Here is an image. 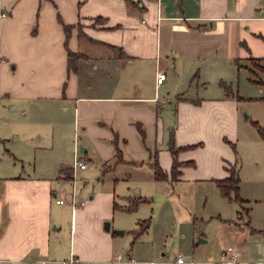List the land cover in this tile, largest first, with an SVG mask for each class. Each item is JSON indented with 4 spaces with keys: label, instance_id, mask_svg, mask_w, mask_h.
Returning a JSON list of instances; mask_svg holds the SVG:
<instances>
[{
    "label": "crops",
    "instance_id": "obj_1",
    "mask_svg": "<svg viewBox=\"0 0 264 264\" xmlns=\"http://www.w3.org/2000/svg\"><path fill=\"white\" fill-rule=\"evenodd\" d=\"M130 1L0 0V115L19 113L25 119L20 124L26 129L23 138L35 152L57 148L53 160L33 163L30 171L16 165L25 160L18 147L14 153L1 152L2 264H131L129 258L167 264L152 244L144 254L136 250L134 242L150 226L138 235V227L129 231L131 246L123 238L125 230L117 234L119 229H113L122 228L116 213H130L122 207L141 196L119 204L109 192L103 204L79 199L80 204L75 194L71 204L72 191L66 195L60 190L72 168L64 156L76 151L79 142L80 152L89 161L94 158L103 172L124 165L129 157L137 167L151 166L155 157L169 172L171 135L177 147L208 138L212 148L204 144L178 154L180 162L193 165L181 167L171 182L219 180L228 176L219 151L226 148L223 136L229 130L232 140L237 139L238 107L244 100L254 101V121L264 128V0ZM62 24L71 27L67 42ZM68 49L78 55L74 69L68 68ZM226 64L254 73L249 79L253 96L220 85L227 83L222 77ZM159 69L166 77L156 85ZM208 76L219 79L220 90L212 98L199 97ZM160 88L167 91L166 98L160 97ZM11 122L0 120L1 150L16 132ZM45 136L49 143L42 142ZM254 149L263 159L264 139L255 128ZM254 165H260L256 156ZM260 174H254V198H242L248 214L237 211L238 221L232 220L236 228L225 236L220 264H227L223 254L228 246L240 251V264H264V172ZM59 198L67 203L57 204ZM197 249L195 245L193 253ZM202 258L186 263L219 260L218 253Z\"/></svg>",
    "mask_w": 264,
    "mask_h": 264
},
{
    "label": "rangeland",
    "instance_id": "obj_2",
    "mask_svg": "<svg viewBox=\"0 0 264 264\" xmlns=\"http://www.w3.org/2000/svg\"><path fill=\"white\" fill-rule=\"evenodd\" d=\"M222 77L227 82L225 84L230 86L231 90L233 88V91L239 95H254V85L249 82V79H254V73L245 67L238 70L237 67L226 64ZM203 85L199 97L212 98L220 90L219 79L215 76H208ZM162 90L163 88H160L158 93L160 97L166 98L168 93ZM243 102L238 107L239 122L235 133L238 140H232V134L228 130L223 136L226 139L224 141L226 148L219 151L224 156L222 161L225 162L226 171L230 166H234L238 172L240 198L253 199L254 174L261 175L260 172H264V157L262 159L261 154L254 149V126L251 121H254V106L256 105H254V101L250 100H244ZM13 114L0 115V120L3 117L10 119L12 128L16 130L12 138H9L8 146L6 148L2 147V150L0 149V160L5 162L1 152L2 154H5L6 150L13 152L16 147L25 159L22 162L18 161L16 165L23 164L25 171H30L31 167L29 166L33 163L37 165L40 162L45 164L53 160L57 154V148L54 146L35 152L30 146L31 142L23 138L26 129L20 124L25 119L19 113L15 116ZM19 135L21 140L15 141L14 138L19 137ZM43 140V143H49L50 141L48 136H45ZM212 140L202 138L193 142L192 139L189 144L193 147L186 148L179 153H192L204 144L208 148L210 146L212 148L214 146ZM112 144L116 155L114 142ZM231 144H234V147ZM116 145L121 152L118 143ZM78 146L79 142L76 144V156L86 164V169L75 171L73 179L61 183V191H66L67 195L72 191L74 185L75 194H78L76 202L82 199L86 202L95 200L96 203L102 204L106 201V193L109 192H114L115 201L119 204L129 196L146 197L148 202L139 204L136 211L116 213L117 217L115 219H120L119 223L122 228L113 229L125 230L126 233L123 238L128 239L130 246L133 244L131 243L133 236L129 231L138 227L136 225L138 220L142 222L150 219L149 229L138 237L139 239L141 237L140 240L134 242L136 250L140 254L146 253L147 248L152 244L155 255L167 264H178L176 261L178 254L182 255L185 261L184 264H187L186 262L190 260L198 262L203 259L202 257L215 256L216 253H218L219 260H212L213 262L209 264H220L221 249L227 245L226 237L231 235V231L236 228L232 220L238 221L237 211L241 212L242 207L238 202L229 200L221 194L214 180L218 178H208L206 180L184 178L177 183L171 182L170 179L168 181H157L153 177V170L149 163L137 167L133 163L136 162V159L132 157H129V161L124 165L120 163L116 165L115 169L103 172L99 163L94 158L89 161L85 156L86 153L80 152ZM129 148L131 152H134L133 143L130 142ZM74 153L75 150L67 152V155L64 156L71 165H73ZM94 153L99 155L97 149ZM169 153L167 151V155L171 158ZM127 154L129 153L126 151L125 155ZM254 156L257 160L258 158L260 160L259 168L254 165ZM147 157H149V153ZM181 167L187 166L183 165ZM70 172L73 175L72 168ZM90 196L94 198L91 200L89 199ZM231 196L233 197V194ZM252 203L251 200L247 205L250 207ZM107 221L110 224L112 222V220ZM200 238L206 242L199 243ZM195 245L199 249L193 253Z\"/></svg>",
    "mask_w": 264,
    "mask_h": 264
},
{
    "label": "trees",
    "instance_id": "obj_3",
    "mask_svg": "<svg viewBox=\"0 0 264 264\" xmlns=\"http://www.w3.org/2000/svg\"><path fill=\"white\" fill-rule=\"evenodd\" d=\"M128 1H130V0H128ZM62 26H63V29L66 33V41L65 42H67V39L69 38V35H70L69 29L71 27L64 25V24H62ZM67 55H68V68L74 69L75 68V61L78 58V55L73 53V52H70L69 49L67 50ZM220 85L222 87H224L227 91H230V86L226 85L224 82H220ZM262 99L264 100V98H262ZM251 124L256 129L259 137L261 139H264V128L259 123H257L256 121H251ZM139 129H140V134L143 137L144 132H143V130H141L140 127H139ZM114 144H115V149H116V156L118 157V160H121L120 159V151L117 148L116 142H114ZM231 145L234 147V144H231ZM189 147H193V145L180 146V147L175 146V143L173 140V135H171L170 139L168 141V150H169L171 158H172V165L170 168V172H167L166 170H164L159 165L157 159L154 157V162L151 164L154 179L157 181H165V180H169V179L171 181L177 180L178 176L180 175L179 169L181 166L193 165V161L180 162L177 158L178 153L180 151H182L186 148H189ZM227 171H228L227 177H225L223 179L215 180L216 186L218 187V189L220 190L221 194L224 197H226L229 200H233V201L238 202L242 207V211H244L245 213L248 214V209L244 208L242 206V204L244 203V200H242L240 198V195H239L240 187H239L238 172L234 166H230L227 169ZM68 177L70 180L73 179V175L71 173ZM231 194H233V197L231 196ZM143 202H148V199L143 198V197H137V198H134L131 200L130 205L124 206V207H122V209H124L125 211H128V212H132L137 208L139 203H143ZM240 214H241V212H240ZM149 225H150V219H146V220H143L142 222H139L138 223V229L134 230V234L138 235V234L143 233L149 227Z\"/></svg>",
    "mask_w": 264,
    "mask_h": 264
},
{
    "label": "built area",
    "instance_id": "obj_4",
    "mask_svg": "<svg viewBox=\"0 0 264 264\" xmlns=\"http://www.w3.org/2000/svg\"><path fill=\"white\" fill-rule=\"evenodd\" d=\"M0 16H4V14H0ZM166 77V73L164 70H161L159 69L157 71V76H156V85H159ZM77 151V149H76ZM75 151V154H74V161H73V165H72V169H73V178H74V173L75 171H78V170H84L86 168V164L81 161L79 158H77V152ZM74 196H75V188H74V185L72 187V200H71V204H75V200H74ZM55 202L57 204H65L67 203V200L63 199V198H59V199H56ZM80 204H83V202H79ZM224 258H225V262L227 264H240L238 262V257L240 256V251L235 248L234 246H228L225 251H224V254H223ZM120 256H118L119 258ZM177 263H184V259L182 257L181 254H178L177 255V259H176ZM69 263L71 262H78L77 259H70L68 261ZM68 262H65V263H68ZM129 262L131 264H154V262L152 261H138V260H135L134 258H129ZM81 264H92L91 262L89 261H82L80 262ZM190 264H194V262H189ZM0 264H2V262L0 261ZM43 264H48L47 262L43 263Z\"/></svg>",
    "mask_w": 264,
    "mask_h": 264
},
{
    "label": "water",
    "instance_id": "obj_5",
    "mask_svg": "<svg viewBox=\"0 0 264 264\" xmlns=\"http://www.w3.org/2000/svg\"><path fill=\"white\" fill-rule=\"evenodd\" d=\"M104 229L105 230H108L109 229V223L108 222H105L104 223ZM115 232L117 233V234H122L123 232H122V230H115ZM201 241H203L202 239H199V242H201Z\"/></svg>",
    "mask_w": 264,
    "mask_h": 264
}]
</instances>
